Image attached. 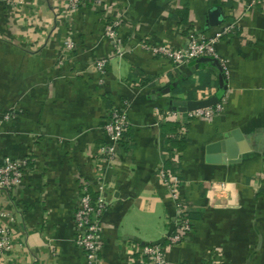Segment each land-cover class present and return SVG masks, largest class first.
<instances>
[{"label": "crops", "instance_id": "0c3cea01", "mask_svg": "<svg viewBox=\"0 0 264 264\" xmlns=\"http://www.w3.org/2000/svg\"><path fill=\"white\" fill-rule=\"evenodd\" d=\"M221 21L208 25V10ZM120 16L119 54L104 25ZM233 28L216 45L226 75L222 111L189 117L175 101L219 89L216 65L174 66L142 41L184 46L190 32ZM71 41V46H68ZM106 59L105 74L95 68ZM127 101L128 129L111 163L97 156L103 124ZM9 112V119L3 114ZM238 130L248 150L211 163L206 146ZM225 155L224 153L219 156ZM25 158L23 184L0 188V226L11 232L0 264H86L75 243L79 178L107 201L102 264H152L145 244L164 243L166 264H264V4L249 0H105L69 10L63 0H0V159ZM179 179L192 229L168 245Z\"/></svg>", "mask_w": 264, "mask_h": 264}, {"label": "built area", "instance_id": "2783aa9c", "mask_svg": "<svg viewBox=\"0 0 264 264\" xmlns=\"http://www.w3.org/2000/svg\"><path fill=\"white\" fill-rule=\"evenodd\" d=\"M69 10H76L87 3L93 7L100 8L105 0H63ZM252 5L264 4V0H249ZM120 16H113V19L107 21L104 25V35L112 42L115 51L122 54L126 51L123 45L122 37L118 33L120 26ZM233 24L224 23L211 35H204L201 32H190L184 46L174 47L165 43H154L142 41L140 46L152 57H159L169 60L174 66L180 67L187 65L193 60L201 57H211L218 61L219 56L216 45L219 40L233 28ZM71 46V41H68ZM106 59H96L95 68L103 76L105 74ZM221 63V62H220ZM129 104L124 101L121 106L112 107L109 117L103 124L107 142L101 145L97 150V156H102L103 162L111 163L116 155V149L124 139L128 129L127 108ZM223 105L221 100L211 106L197 108L186 111L189 117L210 118L222 111ZM10 113L3 114L4 119H9ZM104 166L97 168L96 183L99 189L95 194L90 192L91 183L84 178H79V193L76 199L75 210L73 213V228L75 232V243L81 249L86 264H102L100 252L102 249V220L107 210V201L102 194L103 187L100 183L102 170ZM27 162L25 158H12L4 156L0 159V188L15 189L23 184ZM165 184L170 189L171 199L175 204V212L172 215V230L166 236L168 245L176 244L185 239L192 225L189 218L185 215V206L181 200L179 191V179L176 177L165 178ZM13 240L11 232L4 225L0 226V256L11 250ZM141 253L150 258L152 264H166L165 244L151 243L145 244ZM206 264H214L212 261Z\"/></svg>", "mask_w": 264, "mask_h": 264}, {"label": "water", "instance_id": "95a60500", "mask_svg": "<svg viewBox=\"0 0 264 264\" xmlns=\"http://www.w3.org/2000/svg\"><path fill=\"white\" fill-rule=\"evenodd\" d=\"M221 15V8L219 6H212L208 10V25L217 26L221 21ZM205 60L213 62L219 71L220 86L218 91L212 97L202 101H175L173 104L177 110L191 111L197 108L208 107L218 103L224 96L227 82L223 68L215 58L201 57L197 59L198 62ZM246 150H248V148L245 145L242 134H240L238 130H231L230 132L224 134L222 139L212 142L206 146V160L211 163L226 162V160L234 161V159L237 158L239 152H244ZM222 153L225 155L222 157L219 156Z\"/></svg>", "mask_w": 264, "mask_h": 264}]
</instances>
